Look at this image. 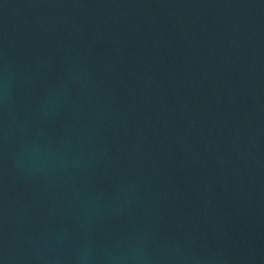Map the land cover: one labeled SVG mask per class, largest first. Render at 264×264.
I'll list each match as a JSON object with an SVG mask.
<instances>
[{"label":"water","instance_id":"obj_1","mask_svg":"<svg viewBox=\"0 0 264 264\" xmlns=\"http://www.w3.org/2000/svg\"><path fill=\"white\" fill-rule=\"evenodd\" d=\"M0 264H264V0H0Z\"/></svg>","mask_w":264,"mask_h":264}]
</instances>
